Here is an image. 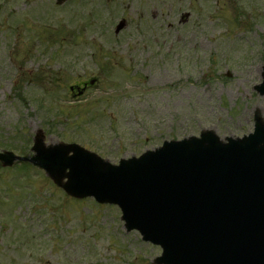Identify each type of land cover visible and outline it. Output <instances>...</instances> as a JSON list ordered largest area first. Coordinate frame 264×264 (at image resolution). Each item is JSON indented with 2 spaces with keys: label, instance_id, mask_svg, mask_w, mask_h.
Wrapping results in <instances>:
<instances>
[{
  "label": "rangeland",
  "instance_id": "obj_1",
  "mask_svg": "<svg viewBox=\"0 0 264 264\" xmlns=\"http://www.w3.org/2000/svg\"><path fill=\"white\" fill-rule=\"evenodd\" d=\"M263 72L264 0H0V148L32 156L40 137L117 165L201 132L242 138ZM121 216L0 164V264H156Z\"/></svg>",
  "mask_w": 264,
  "mask_h": 264
},
{
  "label": "water",
  "instance_id": "obj_2",
  "mask_svg": "<svg viewBox=\"0 0 264 264\" xmlns=\"http://www.w3.org/2000/svg\"><path fill=\"white\" fill-rule=\"evenodd\" d=\"M256 89L264 96V82ZM255 122L243 140L224 144L203 132L119 166L77 145L46 147L40 137L34 157L0 160L40 167L73 197L119 205L128 232L162 246L157 264H264V121L256 114Z\"/></svg>",
  "mask_w": 264,
  "mask_h": 264
}]
</instances>
